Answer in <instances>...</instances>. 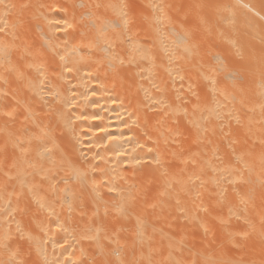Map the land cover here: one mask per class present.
Returning a JSON list of instances; mask_svg holds the SVG:
<instances>
[{
	"label": "bare ground",
	"instance_id": "1",
	"mask_svg": "<svg viewBox=\"0 0 264 264\" xmlns=\"http://www.w3.org/2000/svg\"><path fill=\"white\" fill-rule=\"evenodd\" d=\"M131 1L0 0V264H88L97 235L96 264L131 240L177 264L152 201L192 224L195 264H264V56H173L164 0ZM196 7L248 36L264 19V0Z\"/></svg>",
	"mask_w": 264,
	"mask_h": 264
},
{
	"label": "rangeland",
	"instance_id": "2",
	"mask_svg": "<svg viewBox=\"0 0 264 264\" xmlns=\"http://www.w3.org/2000/svg\"><path fill=\"white\" fill-rule=\"evenodd\" d=\"M197 1L200 2V0H164L165 28H166V35H167L166 44H167V50H168V52H170L171 54H173V56H264V48L263 49H260V47L257 46L258 41H259V37H261L262 35H264V19L260 18L258 15H255V21L253 23V28L255 29V31H254V34L253 35L248 36L244 32V26L247 24V19H245V17H243V16L240 17V19L238 21H231V20H228L227 18H223L221 20L222 16H228V13L222 12V11H213V10H211V8H208V7H207L206 10L197 9V7H196ZM131 2H134L135 3V0H133ZM219 13L222 15L221 17H220V14ZM213 17H216L217 19H213ZM216 31L218 32V35L216 34ZM226 31L228 32V34L225 33ZM212 32H213L214 35L212 34ZM216 35H217V38H216ZM218 38L220 40H218ZM181 51L183 52V54L181 53ZM140 181L141 182H144L146 180H139V182ZM146 183H147L146 184L147 188L153 190V188H152L153 187V185H152L153 182L150 181V180H148ZM172 187H173V184L172 183H169V184L165 185V187H163L161 189V191H165V190H175V189H172ZM157 188H159V186ZM182 193L184 195V192H182ZM182 193H180L179 191H175V194H173V195L175 197H177L178 194H182ZM170 194H172V193H170ZM173 195H170L171 198L173 197ZM170 196H169L168 200L171 199ZM174 198H172L171 201L169 200V202L170 203L173 202ZM168 200L166 202H168ZM152 203L153 204H151L150 207H152L153 210L154 209L155 210L156 209H159L160 210V205H161V211L163 210L162 212L165 214V216L163 215L164 218H162L163 221H161V220H160V222L158 221V226L155 227V229L158 230V231H160V232H162V233L166 232L168 236H169L168 233L170 231H171L170 233L176 235L175 238H174V235H172L171 237L169 236L170 238H172V237L174 238V239H171V242L174 244L172 246L173 249H171L172 250V252H171L172 257L171 258H174V256H177L178 257L177 260L179 262L177 264H186L187 257L188 256H191V258L188 257L190 259V261H192V263L191 262L190 263L193 264V262H194V264H195L196 263L195 262L196 260H194V259H195V255L196 254L195 253L191 254L190 251H189V249H190L189 246H191L192 245V242L193 241L195 242V239H196V238L193 239L194 237H196V232H195V230H193L194 228H192V227L190 228L189 227L190 225L192 226V224H189V226L187 227V225L184 223L185 221H183L182 223L179 222L182 219V218L180 220L178 219V217L179 216L181 217V215H182V212L181 213L179 212V211H181V210H179V208H178L179 211L178 210L177 211L180 214L178 213L179 215L178 214L174 215V216H177L178 215V217H177L178 220H177L176 217H174L172 214L171 215L168 214V210H167L166 213L164 212L165 209L164 208L162 209V207H164V206H162L163 204L158 203L157 201H152ZM170 203H168V204H170ZM165 204H167V203H165ZM172 204L173 203L170 204L171 207L169 205H165V206L170 207L169 210H172L171 209L173 207ZM171 212L172 211H170V213ZM155 220H157V219H155ZM165 220L169 223L168 226L169 225H173L174 226V228L172 230L170 229V231H167V230H169V228L166 225L167 222H164ZM126 222H127V220L124 221V222H122V223H126ZM162 222H164L165 225L162 224ZM177 222H178V224H177ZM159 223H161L162 226L159 225ZM180 223L182 225H185L188 228V230L183 227L184 228V231H183V228L180 229V231H178L179 232L178 233L179 236H177V234H176L177 231L176 230L178 229L177 228L178 225H181ZM159 226H161V229H160ZM175 227H176V230H175ZM180 227H182V226H180ZM185 230L187 232L186 234H185ZM120 231L121 230H119V232ZM181 232L184 233L182 235H184V236L186 235V240H187V237H190V239H188L187 241L190 240L191 245L189 244V242H187L188 245H186L185 237L184 238L182 237V235L180 234ZM122 233H124V231ZM166 233H165V236H166ZM152 234L154 235L155 233H152ZM91 235L94 236L93 234H91ZM109 235L111 236V234H109ZM120 235L122 237L127 236V239H125V240H127L126 243L128 241H130V239L132 237L130 233H127V235H126V233H125V235L124 234L122 235L120 233ZM121 236L120 237L118 236L120 238V242H121V239H122ZM129 236H131V237H129ZM148 236L150 237V240H151V236L152 235L151 234L150 235H147V238L149 239ZM160 236H161V233H160ZM168 236H166L165 239ZM103 237L105 238V236H102L101 235V241L102 242H104V240L105 241L106 240H111V239H107V237H106V239H104ZM163 237L160 238V239L165 240V239H163ZM177 237L179 239V242H182L181 237L185 241V242L183 241V243H185L184 246L185 247L187 246V248H185V249H188V251L187 250L186 251L188 253H190V255L188 254V255L185 256V253L184 254L182 253L183 250L181 251V253H179L180 252V250H179L180 249L179 248L180 247V244H179L178 241H176ZM90 238L88 240V244H90V245L92 244L91 246H93V247L89 246L87 249H88V251L91 252L92 255L87 252L88 254H90L89 255L90 257L88 256V254L86 256L89 257V259H91V256H93V255L95 257L93 256L94 258H92V260H89L87 257L85 258V256H82V260L86 262V259H87L88 262H86V263H88V264H90L93 261V259L98 260V262H99V260H101V258L104 259V257H102V254L99 252V249L98 248H95L96 247L95 246L96 245V241L98 242L100 236L97 235L96 238H93V239H90ZM112 238L114 239L113 236H112ZM115 238L117 239V240L116 239L115 240L117 242H119L118 238L117 237H115ZM128 238H129V240H128ZM95 239H97V240H95ZM147 240L146 239H145V241L143 240L144 243L150 241V240H148V241ZM122 241H124V239ZM132 241L133 242H136V240L135 241L134 240H131L130 243ZM143 241H142V243H143ZM109 242L110 241L104 242V243L109 244ZM133 242H132V245L130 246V248H127L126 249V253L129 255V256L127 255V258H126V261H127L128 257H129V261L128 262H131L132 261V260L130 261V257H132L133 259H135L134 262H136V261L139 260V259L136 260V258H138V257H136L137 254L135 252L137 250L135 251V249H137L136 248V245L140 246L139 243H141V242L138 243V241H137L136 245L134 243V247H133ZM150 242H148V245H146L147 247L145 246V244L144 245L141 244L144 248L141 247V246L140 247L143 250H146L147 251L148 249H150V246L152 245L151 246V250L154 251L153 245H155V244L152 241V244L150 245ZM126 243L124 242L123 244H126ZM128 245H130V244H128ZM193 245H194V249H195V243H193ZM126 247H128V246H126ZM181 247H183V245ZM158 248H161V250H160L161 251V254L160 253L158 254V252H157V251H159ZM192 248L193 247L191 246V249ZM96 249H97V253H96ZM129 249H130V251H129ZM142 249H141V251H142ZM157 249L158 250L155 251V253L154 252L151 253V250H149L150 252L143 251L142 253H144V257H145L146 260H149L151 263L153 261V263L155 262V264L156 263L159 264V262H158V258L157 259L154 258L155 256H153V254L154 255L156 254L157 256L158 255L159 256L161 255L160 262L162 264V261H164L165 257H167L168 255L165 254L164 251H162V250H164L162 247H159L158 246ZM133 250H134V252H133ZM176 250H178V251H176ZM138 251L142 255V253L140 252V250H138ZM193 251L195 252V250H193ZM193 251H191V252H193ZM175 252H177V255H176ZM232 252H234V253L237 252L238 253V251H236L235 249H232ZM173 253H175L174 256H173ZM96 254L97 255L99 254V255L96 256ZM145 254L146 255L148 254V257L149 258ZM168 254L170 256V252ZM116 255H117V253H116ZM118 255H117V257H118ZM164 255H165V257H164ZM99 257H100V259H97ZM139 257L141 258L140 255H139ZM152 257L154 259H152ZM175 258H174V261L176 260ZM237 258H238L237 259L238 260V264L240 262H241V264L242 263L243 264H246L245 262H242L245 259L243 260L242 258H240V259H239V257H237ZM145 259L142 258L140 260H143L144 261ZM241 259H242V261H240ZM96 260L93 261L95 264L97 262ZM140 260H139L138 263H140ZM102 261L103 260H101V262ZM126 261L123 264H125ZM165 261H166V259H165ZM172 261L173 260H171V262ZM171 262H168V263H171ZM176 262L174 264H176ZM138 263H132L131 262V263H128V264H138ZM168 263L166 262L165 264H168ZM72 264H74V262ZM91 264H93V263H91ZM97 264H99V263H97Z\"/></svg>",
	"mask_w": 264,
	"mask_h": 264
}]
</instances>
